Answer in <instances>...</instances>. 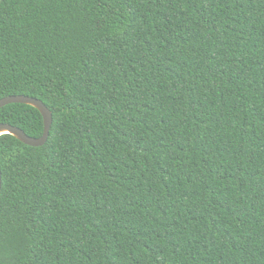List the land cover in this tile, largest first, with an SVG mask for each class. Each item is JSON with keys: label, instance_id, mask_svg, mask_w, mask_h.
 I'll list each match as a JSON object with an SVG mask.
<instances>
[{"label": "trees", "instance_id": "16d2710c", "mask_svg": "<svg viewBox=\"0 0 264 264\" xmlns=\"http://www.w3.org/2000/svg\"><path fill=\"white\" fill-rule=\"evenodd\" d=\"M20 95L0 264H264V0H0Z\"/></svg>", "mask_w": 264, "mask_h": 264}, {"label": "water", "instance_id": "95a60500", "mask_svg": "<svg viewBox=\"0 0 264 264\" xmlns=\"http://www.w3.org/2000/svg\"><path fill=\"white\" fill-rule=\"evenodd\" d=\"M11 104H23L36 108L44 119V134L41 138H33L28 136L22 129L7 125L0 124V137L2 135L10 134L16 137L22 143L30 147H42L44 146L50 136V131L53 125V114L50 109L39 99L20 96H8L0 99V109ZM2 186V173L0 167V190Z\"/></svg>", "mask_w": 264, "mask_h": 264}]
</instances>
